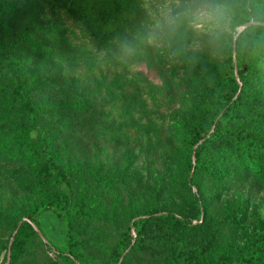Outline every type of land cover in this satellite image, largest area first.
Masks as SVG:
<instances>
[{"label":"rangeland","instance_id":"1","mask_svg":"<svg viewBox=\"0 0 264 264\" xmlns=\"http://www.w3.org/2000/svg\"><path fill=\"white\" fill-rule=\"evenodd\" d=\"M206 7L214 26L199 29L193 12ZM236 21L234 0H0V42L15 47L38 123H22L24 102L0 84V264H9L18 232L24 242L13 264H70L55 262L58 252L74 264H232L258 252L260 69L248 76L230 133L208 144L212 171L192 167L190 138L208 112L214 68L226 62L230 37L264 24ZM0 74V82L14 78ZM48 159L64 179L39 171Z\"/></svg>","mask_w":264,"mask_h":264},{"label":"trees","instance_id":"2","mask_svg":"<svg viewBox=\"0 0 264 264\" xmlns=\"http://www.w3.org/2000/svg\"><path fill=\"white\" fill-rule=\"evenodd\" d=\"M236 7V23H246L250 20L262 21L264 19V0H234ZM14 41V40H13ZM228 57L226 62L222 65L216 66L213 72V87L214 90L210 96L208 103V112L199 120L194 122L193 134L190 138V146L194 147V163L192 164L193 171L210 173L212 170L207 165L206 151L209 142L222 134L230 133L229 121L234 113V109L238 104L243 92L245 91L248 76L254 70L260 69L264 74V24L249 23L235 37H230L228 41ZM13 44L5 46L0 42V73L3 69H8L14 76L13 80L3 79L0 84L6 86V89L15 96L19 97L24 102L25 116L22 123L27 124L30 128H37L34 112L36 106L25 99L23 85L25 77L21 69L20 61L14 51ZM233 55V56H232ZM234 57V60H232ZM3 77V74H0ZM27 127V128H28ZM244 137H241V140ZM41 144L44 147L48 146L49 138L46 134L41 136ZM12 157L15 154L8 152ZM41 157L47 156V151L44 149L39 150ZM236 164L239 168H244L245 162L237 155ZM48 159L41 165L40 172L44 176H51L57 173L62 179L66 174L57 165L49 166ZM156 209L148 210L145 214L147 217L139 218L133 221L132 228L140 232V227L145 223L146 219L151 217ZM28 217L31 216L29 212H24ZM199 217V215L197 216ZM158 219L170 222L178 226L188 223V219L174 216L173 214H160ZM23 225L25 223L21 221ZM129 236V235H128ZM133 236L127 239V246L130 245ZM24 239L18 232L10 243V259L9 264H13L16 260L18 252L21 251ZM139 245L140 242L134 239L133 244ZM132 244V245H133ZM60 252L57 253L55 262L74 264L75 259L69 255L61 260ZM123 259V258H122ZM122 261V260H121ZM119 259L115 260L113 264H121ZM4 264V260L1 261ZM206 264H221L218 260H211ZM232 264H264V244L254 255L249 258H244L237 263Z\"/></svg>","mask_w":264,"mask_h":264},{"label":"clouds","instance_id":"3","mask_svg":"<svg viewBox=\"0 0 264 264\" xmlns=\"http://www.w3.org/2000/svg\"><path fill=\"white\" fill-rule=\"evenodd\" d=\"M214 20L215 13L211 8H200L193 12V23L199 29L204 28L206 25L213 27Z\"/></svg>","mask_w":264,"mask_h":264}]
</instances>
